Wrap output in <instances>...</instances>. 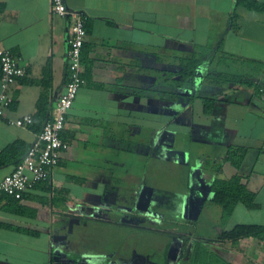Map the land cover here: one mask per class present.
<instances>
[{"label":"crops","instance_id":"crops-1","mask_svg":"<svg viewBox=\"0 0 264 264\" xmlns=\"http://www.w3.org/2000/svg\"><path fill=\"white\" fill-rule=\"evenodd\" d=\"M63 2L86 17L85 83L66 114L68 149L49 179L18 200L0 199V264H188L201 248L224 264H262L263 242L215 238L236 224L264 225V11L236 0ZM70 24L49 0H0V49L26 70L0 117V180L54 115L68 79ZM184 54L199 65L183 82L173 56ZM25 115L31 125L9 123ZM159 161L178 174V241L138 249L137 218L140 232L153 230L143 224L152 218L151 194L147 203L139 196ZM233 176L255 193L257 208L237 204L223 224L210 187Z\"/></svg>","mask_w":264,"mask_h":264},{"label":"built area","instance_id":"built-area-1","mask_svg":"<svg viewBox=\"0 0 264 264\" xmlns=\"http://www.w3.org/2000/svg\"><path fill=\"white\" fill-rule=\"evenodd\" d=\"M52 14L71 19L67 36L66 66L68 79L63 92L58 97L54 115L44 121L35 141L26 150L22 159L11 173L0 180V199L10 197L20 199L25 192L49 179L52 169L58 164L61 154L68 149L62 138L66 114L73 105L77 93L85 83L84 66L81 59L86 36V17L83 13L69 10L63 0H49ZM25 68L19 59L8 50L0 49V117L12 103L9 89L16 80L24 77ZM259 101L264 106V88L259 87ZM18 127L33 123L31 115L9 121Z\"/></svg>","mask_w":264,"mask_h":264},{"label":"trees","instance_id":"trees-1","mask_svg":"<svg viewBox=\"0 0 264 264\" xmlns=\"http://www.w3.org/2000/svg\"><path fill=\"white\" fill-rule=\"evenodd\" d=\"M239 5L248 9L256 11H264V4L251 0H236ZM170 53V52H169ZM173 54V53H170ZM178 59L181 66V77L183 82L190 78L192 80L193 74L199 61L195 54H184L173 56ZM82 59V54H81ZM259 89V88H258ZM169 94L175 96V89L169 90ZM205 111L209 112L210 107L205 106ZM155 130V129H152ZM142 135L143 129L140 131ZM141 142H144L141 138ZM212 195V202L220 209V220L224 224L230 217L237 204L243 205L246 209L251 210L257 208L255 203V193L249 191L241 182L239 176H233L230 179L222 180L215 179L210 187ZM17 200V199H15ZM256 239L264 243V225L257 224H236L230 229L221 230L216 240L219 242H230L232 244L238 243L242 239ZM198 258V259H197ZM188 264H224L214 255L206 254L201 248V253L195 255H188Z\"/></svg>","mask_w":264,"mask_h":264},{"label":"rangeland","instance_id":"rangeland-1","mask_svg":"<svg viewBox=\"0 0 264 264\" xmlns=\"http://www.w3.org/2000/svg\"><path fill=\"white\" fill-rule=\"evenodd\" d=\"M170 68L173 70V69H176V66L175 65H173L172 67L169 66V69ZM169 80L176 81V78L169 77ZM173 118H174L173 120L176 121L175 116ZM171 128L173 130L175 129V132L177 131L176 127L173 126ZM170 134L171 133H169V137H170ZM174 139H173V144L169 147V149L171 148L172 151L178 147L179 145L178 143L181 141L182 136H180V133L178 135L176 134ZM177 175H178L177 173L172 174L171 172L166 170L163 163L159 161V165H156V164L152 165V173L148 174L146 178L144 179L143 185L146 187V190L142 191L143 193L139 196V199H142L143 202L147 203V195L151 194V198L153 199L151 201V204L153 208L151 212L148 211V213H146L149 217H152V218L148 219V221L146 222H143V224L145 226H148V228L149 227L153 228V230L151 231L150 229H148V231L145 230L146 232H140L139 228L137 227L139 226V224H141V221L137 218L136 232H133V233H134V239H135L134 245L138 249H141L144 246L147 247L150 244L153 247L161 248L165 246V241L169 240L170 242H173L178 239L176 237L177 236L176 235L177 224L175 222L177 220L175 217V214L178 215V212H177L178 202H175L174 200V194L177 193V187H178L177 182H176ZM149 189H152V190L149 191ZM138 192L139 191L137 190L135 191L133 195L134 198L128 197L130 202L136 198L135 196L138 194ZM247 218H250V217L247 216ZM104 229L106 230V229H111V228L106 227ZM114 230L116 229L114 228ZM161 230L164 231V233H161L162 232ZM184 240L186 242L188 241V239H184ZM97 241H98V244L102 246L98 238H97ZM129 245L131 246L132 244L129 243ZM189 245L190 243L189 244L187 243L185 247ZM247 247L248 246H246V248ZM183 250L185 249H182V250L179 249L176 252V254L180 255L183 252ZM176 254L173 256L176 257ZM257 257L262 261V264H264V254L259 253Z\"/></svg>","mask_w":264,"mask_h":264}]
</instances>
